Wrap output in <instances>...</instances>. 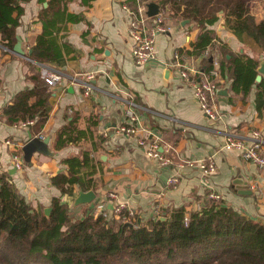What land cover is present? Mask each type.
Masks as SVG:
<instances>
[{"label":"crops","instance_id":"crops-1","mask_svg":"<svg viewBox=\"0 0 264 264\" xmlns=\"http://www.w3.org/2000/svg\"><path fill=\"white\" fill-rule=\"evenodd\" d=\"M159 1L31 0L20 3L23 14L15 29V39L20 37L24 57L5 48L0 35V174L34 210L44 212L51 207L52 199L60 196L50 179L58 174L68 176L70 167L66 160L81 159L87 154L89 163L79 169V175L82 182L90 183L88 191L109 212L118 203L133 209L138 225L157 217L164 220L160 211L165 209L197 211L211 191L225 205L264 223V170L242 160L236 151L222 150L224 132L232 131L247 139L252 131H260L264 138V110L258 112L256 104L258 83H249L250 68L246 67L240 86L234 89L232 75L221 74L218 52L234 54L241 64L245 63L242 56L257 59L260 64L264 53L238 41L225 29L219 15L220 20L210 27L214 49H205L209 56L205 57L204 51L199 56L186 55L192 51L200 28L191 19L182 18L180 12L173 14L168 5L160 6ZM150 3L165 11L163 26L168 30L155 38L158 64L139 66L131 56L133 40L128 34L129 17L125 8L136 10L143 5L147 11ZM153 17L149 18L148 25H153ZM254 20L262 22H257L255 17ZM39 38L49 47L53 60L47 56L39 62L32 57ZM175 52L184 54L188 69L200 71H207L206 59L209 62L216 56L219 72L215 80L219 112L216 122H209L200 111L193 96L192 80L185 81L176 70L164 66ZM42 67L63 76L55 87L44 85L48 95L45 122L41 128L35 125L36 119L8 123L4 109L20 92L36 88L31 77L43 81ZM88 76H91L88 82L92 88L86 96L78 81H85ZM192 76L199 78L193 72ZM36 99L31 98L30 105ZM128 102L133 104L130 109L136 117L134 137L115 131L132 124L124 114ZM33 138L48 139L50 155L33 153L25 163L21 150ZM138 139L164 149L175 165L188 159H211L217 171L203 177L197 169L161 167L146 155L147 148L140 147ZM6 141L15 145L20 168L12 159L15 149L6 145ZM60 142H63L61 146ZM172 174H179L178 183L174 189L167 190L164 185ZM79 191L75 185L72 196L62 197V203L74 211V218L80 217L82 210L92 209L94 213V203L73 205ZM110 194L116 197L109 198Z\"/></svg>","mask_w":264,"mask_h":264},{"label":"trees","instance_id":"trees-1","mask_svg":"<svg viewBox=\"0 0 264 264\" xmlns=\"http://www.w3.org/2000/svg\"><path fill=\"white\" fill-rule=\"evenodd\" d=\"M29 1L0 0V35L9 50L16 42L15 29L23 14L20 3ZM159 4L168 5L173 14L180 12L182 18L199 26L201 33L186 55L199 56L205 49H214L210 27L220 20L219 15L225 29L238 41L264 53V22L255 23L244 0H160ZM218 53L221 74L232 75L234 89L240 86L246 67L250 68L249 83H254L257 59L242 56L245 63L241 64L232 53ZM47 56L54 59L39 38L32 57L41 62ZM205 63L209 70L208 59ZM31 78L36 88L17 94L3 115L10 124L36 119L35 125L41 128L48 110L46 84L37 77ZM257 89L256 104L261 112L263 79ZM33 97L36 102L30 105ZM88 163L87 154L81 159L66 160L70 167L68 176L58 174L50 179L60 196L52 199L48 216L34 210L0 174V264H264V223L207 197L197 211L165 209L160 211L164 220L157 217L138 227L116 220L112 211L106 218L95 215L92 209L72 217L74 211L62 203V197L72 196L75 185L82 192L91 189L90 183L82 182L79 175V169Z\"/></svg>","mask_w":264,"mask_h":264},{"label":"built area","instance_id":"built-area-1","mask_svg":"<svg viewBox=\"0 0 264 264\" xmlns=\"http://www.w3.org/2000/svg\"><path fill=\"white\" fill-rule=\"evenodd\" d=\"M137 2L139 0H136ZM128 19V34L133 40V46L131 56L136 65L143 66L157 61V54L155 50V38L158 33H165L168 28L163 26L165 17V11L159 10V13L153 18V25H148L149 17L146 16V6L140 5L136 10H129L125 8ZM205 57L209 56L207 50L204 51ZM211 68L208 71H200L196 69H188L186 66V60L184 54L175 52L169 63H165L164 66L168 69L176 70L179 77L185 81L192 80L193 96L196 103L199 106L200 111L204 117L211 123L216 122L219 119V112L216 106V98L218 97L216 78L219 76L217 70L218 61L216 56L213 55ZM192 72L199 78L196 79L192 76ZM41 79L49 88L55 87L62 80L63 76L60 72L50 69L48 67H42L40 72ZM192 77V78H191ZM91 76L86 77L85 81H78L84 90V95H89L91 91V84L88 82ZM74 80H77L74 78ZM128 108L125 110V116L132 123L129 126H120L115 131L126 136L134 137L137 130L134 126L136 117L130 109L133 104L128 102ZM31 125V123H28ZM249 142V143H248ZM6 145L16 148L14 144L6 141ZM12 144V145H11ZM138 145L140 147L146 146V155L161 167L174 166L179 170L183 168L197 169L203 177H209L214 175L217 171L215 163L211 159L207 160H183L178 165H175L169 156L164 154V149L159 148L158 145L149 144L144 139H138ZM224 151H236L239 153L242 160L256 166L260 170H264V138L260 131H252L251 135L244 139L236 135L232 131L224 132L223 146ZM167 152V150H166ZM12 159L15 162L17 168L21 167L20 157L17 149L14 150ZM179 174H172L166 181V189L172 190L178 183ZM10 184V183H9ZM114 194H110L109 198H115ZM207 198L212 201H219L220 196L211 191ZM104 204H94L95 215H101L106 218L109 215V211L105 209ZM158 208V207H157ZM156 208V212L158 209ZM112 212L116 218H119L125 223H134L135 227H138L136 222V213L133 209L127 207L124 203H118L112 207ZM187 222V217L184 219Z\"/></svg>","mask_w":264,"mask_h":264},{"label":"water","instance_id":"water-1","mask_svg":"<svg viewBox=\"0 0 264 264\" xmlns=\"http://www.w3.org/2000/svg\"><path fill=\"white\" fill-rule=\"evenodd\" d=\"M159 13V6L155 3H150L147 5V11L146 16L147 17H153ZM188 22V20H186ZM16 44L11 49V52L14 53L17 56L24 57V52L20 48V37H16ZM212 59H209V62L211 63ZM158 63L156 62V65ZM257 76L255 78V82L259 83L261 81L262 76L264 75V60L260 61L259 67L257 69ZM225 92H223V95ZM48 139H38L33 138L22 147V153H23V161L25 163H28L33 153H40L44 156L50 155L48 149H47V143ZM171 167V166H170ZM167 181V180H166ZM166 187V183L164 185ZM240 193H245V191H241ZM99 202V199L95 198V194L92 191H79L77 196L73 199V205L79 206V205H87L90 203L97 204ZM51 211V208L48 207L44 210V215L48 216ZM127 226H131L130 223H127Z\"/></svg>","mask_w":264,"mask_h":264},{"label":"rangeland","instance_id":"rangeland-1","mask_svg":"<svg viewBox=\"0 0 264 264\" xmlns=\"http://www.w3.org/2000/svg\"><path fill=\"white\" fill-rule=\"evenodd\" d=\"M244 2L257 22H264V0H244Z\"/></svg>","mask_w":264,"mask_h":264}]
</instances>
